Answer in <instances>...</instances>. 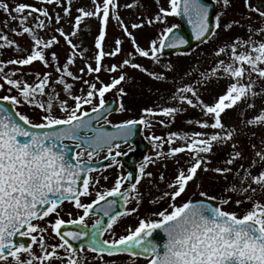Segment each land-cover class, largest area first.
Instances as JSON below:
<instances>
[{
    "label": "snow or ice",
    "instance_id": "obj_1",
    "mask_svg": "<svg viewBox=\"0 0 264 264\" xmlns=\"http://www.w3.org/2000/svg\"><path fill=\"white\" fill-rule=\"evenodd\" d=\"M40 2L61 7L64 4V0ZM92 3L93 9L86 10L80 7L79 14L74 18L71 17L72 0H67V7H63L65 16L69 18L68 22L73 24V31L66 33L62 27L54 29L60 37H64L70 47V54L65 55L66 62L61 65L58 52L51 51L53 45L59 43L58 36L54 34L51 39L44 40L36 30L47 29L53 20L59 23L64 17L59 13H50L47 7H36L28 3H18L10 7L8 3L0 0V9L9 17V23L17 22L20 26L13 31L20 36L27 34L32 49L25 56L18 55L16 59H9L7 64L20 66L16 68V71H20L23 66L42 62L46 68L51 67L56 73V78L52 72H45L43 76L33 73L36 79L29 83L23 78H12L15 72L11 75L3 73L2 66L5 62L0 60V73H3L0 79L4 81L0 83V89H4L6 84L9 86L7 89L9 93L16 91L15 95L0 96V101L8 102L12 107L26 104L39 109L42 113V122L33 123L27 115L14 114L9 107L0 103V264H87V257L82 255L85 248L96 253L94 259L101 261V264H109L104 260L105 255L124 253L130 254L133 258H143L146 264H264V202L254 199L257 194H264V140L260 141V150L255 151L253 165L244 169L241 164L243 175L239 170L235 172V177L240 181L239 185L234 181L225 190L229 195L220 200L221 205H227L231 202L232 194H239L243 198L235 201L237 205L245 200L252 202V207L244 214L226 210L203 200L193 202L189 199L180 204L176 203L177 198L186 192L189 183L197 178L200 171H214L225 176L233 173L232 167L209 168L207 165L211 163L209 156L213 153L214 146L226 145L238 135L234 128L225 126L222 113L241 104L254 108L250 101L256 97H264V40L253 39L257 33L264 34V26L254 28L248 25L250 33L248 39L237 37L232 43H226L217 49V56L230 52V61L225 63L221 59L210 73H201L202 80H198L197 84L217 76L221 70L230 81L226 92L215 102L205 103L199 98L196 88L190 85L179 88L177 94L172 96V100L179 101L182 105L187 104L200 109L203 118L188 123L197 124L204 131L190 134L170 132L166 137L153 135L151 140L156 148L155 159L151 156L145 157V161L139 165L138 173L133 171H128L126 175L120 173L111 188L93 193V187L100 184L101 178L108 180L107 176L92 175L95 169L89 165L94 155L106 149L105 159L114 162L108 167L123 168V164L116 157L127 153L119 150L121 144L117 141L128 143L135 135L137 125L151 127V121L143 116L139 120L129 119L116 124L115 131L111 132L103 125L93 126V121H99L101 118L108 124L112 123L107 119L106 113L110 114L113 109L107 107L109 102L106 101L105 95L112 89H117L121 96L126 95L124 89L118 87L126 81L123 68L147 71L141 64L133 63L132 53L121 62L104 68L103 61L106 57L122 54L123 41L119 38L114 40L113 49L105 51L110 17L119 23L122 32L132 41L134 53L139 57L151 58L157 64L160 63L165 48L185 45L188 40L180 35H171L177 27L172 25L167 27L158 39L152 40L145 49L138 45L129 27L141 29L145 23L148 25L166 23L169 16H186L198 41L207 40L215 33L211 30L209 7L202 0H168L167 8L160 6L153 17L142 19L130 26L124 24L119 15V0H92ZM222 3L227 7L230 0H222ZM136 6L137 4L133 3L124 5L126 8ZM245 7L249 12L257 13L264 21L262 8L253 6L251 0H245ZM13 12L16 15H13ZM33 13L36 14L35 17H32ZM30 17L35 20V30L28 25ZM85 18L98 19L101 27L94 38L95 52L92 54L91 62L79 68L80 75H75L70 66L76 63L77 58L86 57L82 51H77L79 46L74 43L72 37L80 34ZM247 19H251V16ZM234 24L239 25L240 22L229 21L224 24V30H231ZM214 27L221 28L220 15H216ZM0 40L4 42L0 44V48L15 46L18 53L25 51L15 41L9 40L7 35H0ZM240 48L244 50L238 51ZM46 50H49L47 55ZM165 67L171 70L172 65L168 64ZM102 71L113 74L120 71L121 74L118 77L113 75L110 83H104L99 75ZM149 74L155 79H166L159 73ZM85 75H94L95 82L84 79ZM66 78L81 82L87 87V91L81 89V94L74 95V84L68 83ZM61 93H64L66 98H62ZM189 93L191 96L187 95ZM69 100L74 101V104L70 105ZM86 105L91 106L90 112L85 108ZM118 108L121 111L125 110L122 102ZM57 111L62 115H57ZM182 111L186 109L173 106L143 110L146 116H165L171 121H174L175 115ZM157 122L165 125L163 119ZM244 123L246 126L264 125V109H261L260 114L254 118L244 120ZM208 129L213 131L209 133ZM66 139L71 140L83 151H77L74 158L71 157L73 149L63 143ZM177 141L181 143L177 145ZM165 144L169 146L167 151L163 150ZM252 148L255 149L256 145H252ZM131 150L129 148V151ZM178 154H186L189 159L188 166L179 167L174 180L168 184L170 191L163 193V197L172 201L171 211L164 209L154 213L157 219H141L134 230L129 228L128 234L121 235L118 239L101 240L100 237L105 232L114 233V225L120 217L139 210L143 194L138 185L142 179L153 177V173L147 171L146 166L154 165L157 160L166 161L168 158H172L179 165L180 161L175 159ZM85 155L87 159H84ZM242 158V151L233 143L232 153L225 163L233 165L234 161ZM257 163L260 164L261 170L253 174L251 168ZM160 179H164L163 173L160 174ZM125 183L128 184L127 188L124 187ZM93 195L95 199L91 202H83L82 198ZM110 197L120 198L125 206L134 201L136 207L123 212L116 211L119 201L109 199ZM212 199L215 200L216 197ZM65 201L72 203L76 210H82L83 214L76 219L67 221L63 219L61 213L64 209L61 206ZM102 201L105 202L104 205H101ZM94 211L102 212L103 216L109 217L107 225L105 226L101 218L95 221L90 230H86L85 218ZM53 215L56 217L54 220L45 221V218ZM67 215L71 216V211L67 212ZM41 221H45V226H41ZM66 224L83 227L80 230L64 231L63 226ZM156 230H162L166 234V240L162 244L154 237ZM18 236L28 237L30 242L17 240ZM49 237L58 242L49 245L47 243ZM85 237L89 239L87 245L80 244L76 247L70 242L81 241ZM34 246L38 247L39 254Z\"/></svg>",
    "mask_w": 264,
    "mask_h": 264
},
{
    "label": "rangeland",
    "instance_id": "obj_2",
    "mask_svg": "<svg viewBox=\"0 0 264 264\" xmlns=\"http://www.w3.org/2000/svg\"><path fill=\"white\" fill-rule=\"evenodd\" d=\"M22 1L27 0H3V2L8 3L11 7L12 5H16L18 3H22ZM40 2V0H37ZM217 3V14L221 16V30L222 32L219 33V31L215 28L214 33L216 30L219 33L217 35L218 37H222L223 33L227 34L229 31H232L234 34L237 33L235 31V24L231 28V30L225 31L224 30V24L229 21H239L240 26L243 24V27L246 22L248 21H256L261 22V26H264V21L261 20V17L255 12H249L248 9L245 7V0H233V2H230V4L225 7V5L222 3V0L218 2V0H213ZM133 3L137 4L136 7L133 8H126L124 7L125 4ZM251 3L255 7H260L262 10H264V0H251ZM43 4V3H42ZM120 8H119V15L122 18V21L124 24L131 25L132 23H138L142 19L147 20L148 18L153 17L157 12L159 11V7L163 6L165 8L168 7V0H119ZM44 7H47L49 9L50 13H59L60 16L64 17L59 23H56L55 20H53L47 29H40L36 30L38 31L39 36L44 39L48 40L51 39L52 36L55 34L59 38V43L56 45H53L51 51H56L59 54V63L62 65L66 62L65 55L70 54V47L67 45L64 37H60L59 33L54 32L55 28L62 27L66 33H71L73 31V24L69 23V18L65 16V13L63 11V7H67V0H64L63 7L60 5H47L43 4ZM80 7H84L86 10L93 9L94 5L92 3V0H72V8H71V17L74 18L76 15H78V9ZM248 12L252 19H247L248 14L243 17L244 13ZM27 14V13H26ZM13 15H16L13 12ZM36 14L33 13L32 17H35ZM30 17L28 21V25L32 26L35 30V20ZM43 19V17H40ZM237 19V20H236ZM179 20L178 16H169L167 18L166 23H153L152 25H148L145 23L144 27L141 29H132L129 27V30L133 32L134 36L136 37V41L138 45L142 48L147 49L150 45V42L154 39H158L160 32L162 31L161 26L164 27H170L172 25H178ZM101 23L96 18H85V20L82 21V31L80 34L76 37H72L74 43H76L79 47L77 51H82L85 54L86 58H77L76 63L72 66H70V70L73 71L75 75H80L79 68L84 66L86 63L91 62L92 54L95 52V49L93 47L94 38L98 35V32L100 30ZM20 26L17 22H11L9 23V17L7 14L0 9V35H7L9 40H13L16 42V44L22 48L25 49L24 52L18 53L16 50V47H3L0 48V60H3L5 64L3 67V73H7L11 75L13 72H15V75L12 77L14 79L23 78L24 80L28 81L29 83L35 81L36 77L32 75L33 73H38L41 76L45 72H52L53 77L56 78V73L53 68L48 67L46 68L42 62H33L31 66H23L20 71H16V68L20 66H13L8 65L7 61L9 59H16L19 56H25L30 53L31 49V40L30 37L25 34L23 36L15 34L13 30L19 29ZM164 29V28H163ZM238 31H245L241 27L236 28ZM212 37H214L212 39ZM216 38L215 35L211 36L210 39H212L211 43H214V41L218 44L220 43L221 39L227 40L228 42H231L233 39L230 37H222V38ZM116 38H119L123 41L121 48H122V54L116 56V57H106L103 61L104 68H107L111 64L119 63L121 60L128 58V55H124V49L126 47H129L131 51H133V44L132 41L126 36L125 33L122 32L119 23L114 19L110 17L109 26L107 29V35H106V44H105V51H109L115 47L114 40ZM209 39V40H210ZM256 40H264V34H259L257 36ZM3 40H0V44H3ZM210 45V44H209ZM244 50L243 48L239 51ZM49 50H46V55ZM201 45L200 47H197L195 50H193V54L190 55V57L187 59L188 61H194L196 62L197 66L195 68L201 72V63H203L204 56L202 55L203 52H201ZM194 57L192 60L191 57ZM231 57H228L225 61V63H228L230 61ZM186 59L184 57H178V56H164L161 55L160 63L157 64L154 62L151 58H144L139 57L138 55L136 58L132 55V61L133 63H139L142 65L144 69H147V71H141L139 69H134L131 67H125L123 68L122 72L126 75V78H128L129 74L132 72L139 74V77L144 78L145 80L153 81L156 83H160L163 87V90L161 92H154L153 98L155 103L152 106L154 109H159L160 107H165V105H169L170 102L172 104L170 106L173 107H183L186 110H193V109H199V108H193L188 106L187 104L180 105L179 101L172 100V96L177 94V90L179 88H182L184 86H193L196 88L199 98L201 99V90L204 88V85L202 84L201 89V83L197 84L198 80L192 79V71L189 72L191 69H187L184 65H182V61H185ZM207 64L210 63V61H206ZM205 62V63H206ZM171 64L172 68L171 70L166 69V65ZM181 64V65H180ZM218 62L213 65L212 68H215ZM180 65V66H177ZM93 67H95V64H93ZM177 67V68H176ZM185 70V73H184ZM212 71V70H211ZM3 73H0V76L3 75ZM24 73H28L29 75H23ZM149 73H159L166 77L164 80L155 79L152 75ZM121 74L120 71L117 73H109L107 71H102L100 75V80L104 83H110L111 78L113 75L118 77ZM220 75H224L223 71H219L217 73L218 77ZM201 77V76H200ZM213 78V77H212ZM255 78V77H254ZM84 79L92 80L95 82L94 75H85ZM68 83L74 84L73 94L79 95L80 90L84 89L87 91V87L83 85L79 81H73L71 78H66ZM107 80V82H105ZM4 81L0 79V83H3ZM99 87V84L97 85ZM8 85L5 84L4 89H0V96L3 95H15L16 91L13 90L11 93L8 92ZM134 88V86H133ZM59 91V87L57 88ZM165 90H166V97H165ZM157 92V94H156ZM217 97L219 96L218 93H214ZM134 97H136V90L135 94H132ZM188 96H191V94H187ZM62 98H66L64 93H61ZM208 94L205 95V99H207ZM118 98L123 104H124V111L119 110L117 113L110 115L107 119L112 122V124H119L125 120L129 119H135L139 120L144 113H140V110H136L138 108V105L135 104L133 98H130V101L127 103V97L126 95L121 96L117 89H112L110 92L106 93L105 99L108 100L109 98ZM125 97V98H124ZM170 97L171 101H168ZM124 98V99H123ZM167 98V99H165ZM167 101V102H166ZM207 104H211L212 101L210 98L206 101ZM257 103L260 105L258 106ZM257 103L254 102V108H252L257 115L260 114L261 109H264V99H257ZM69 104H74V101L69 100ZM180 105V106H179ZM144 106V105H143ZM142 106V107H143ZM140 107V106H139ZM145 107V106H144ZM17 110L22 115H27L29 119L33 123H40L42 122V113L39 109L33 108L26 104H21L16 107ZM85 108L87 110H90L91 106L86 105ZM257 109V112H256ZM189 111L185 112L187 115H182V118L177 122L171 121L170 119H164L162 116H156V117H150L151 121V127L145 128L144 127V133L147 135V137L151 140V137L153 135L166 137L168 133L170 132H178V133H192L196 131H202L199 125L197 124H189L188 121H196L199 120L198 117L192 116L189 114ZM57 115H62L57 111ZM145 115V114H144ZM250 115H247V113L244 116H241V120L237 119L235 116L229 117L227 120V126L228 128H234L236 132L238 133L237 136H235L234 140L226 145H221V149L224 150L223 158L221 161V164L218 163V154L215 151V148H213V153L209 156V159L211 160V163L207 165L209 168H215L217 166L219 167H232V165H226V160L229 158L230 154L232 153V144L235 143L239 150L243 153L242 159H237L234 161L233 164H237L238 161L243 163L244 169L250 168V166L253 165V161L255 159V151L260 150V141L264 140V125H247L244 126V128L241 126L240 121H243L248 119ZM255 116H253L254 118ZM163 119L165 121V125H161L158 123V120ZM184 124V126H182ZM152 141V140H151ZM153 143V142H152ZM181 142L177 141V145H179ZM252 145H256V148L253 149ZM131 146L130 144H124L121 145L120 151L122 153H125L127 149H129ZM168 145L165 144L163 147L164 151L168 150ZM115 151V150H114ZM107 156V151L99 152L98 154L94 155L92 160H103ZM150 156L154 159L156 158V148L153 144V149L150 153ZM84 159H87V156L85 155ZM180 161V164L177 165L172 158H168L166 161H160L157 160L154 165H147L146 170L153 173V177L151 179L144 178L141 180V183L138 185L140 192L143 194V200L139 205V210L135 213H132L131 215H125L119 218L116 225H114V233L112 232H106L107 239L112 238H119V236L124 235L128 233V229H135L139 225V221L141 219H157L154 213H157L159 211H162L164 209H168L171 211L170 204L172 201L170 198L163 197V193L165 191H170L168 188V184L171 183L175 176L177 175V171L179 167H187V161L189 157L186 154H178L175 158ZM167 165L166 167L164 165ZM253 174H257L260 169V164L257 163L255 167L251 168ZM123 173L126 174L127 171L124 168H118V167H112L108 170H100L97 173L93 174V176L103 177L107 176L108 180L105 181L101 178V182L99 185L94 186L92 191L95 193L97 190H106L111 188L114 185L115 179L118 174ZM164 174V179H160V174ZM241 174V172H240ZM242 175V174H241ZM235 181L237 185H239L240 181L238 178L235 177V174H227L220 175L215 173L214 171H208L203 172L200 171L197 178L191 181L186 189V192L182 194L181 197L177 198L176 203L180 204L183 203L191 194L194 193H207L213 197H216L217 199L221 200V198L226 197L229 195L227 191H225L227 188L230 187V185ZM255 187V185H253ZM126 188V186L124 185ZM256 197V198H255ZM254 197L255 200H260L261 202H264V194H257ZM95 199V195L92 197ZM239 194H232L231 195V202L227 205H221L224 209L229 211H235L238 214H244L247 210H249L252 207V202H249L245 200L242 204L237 205L235 201L237 199H242ZM152 201H155L154 203ZM133 207H136V203L133 201L126 205V209H131ZM64 212L61 213V216L63 219H72L77 217V214L74 210H71L68 208V206L63 207ZM71 211L72 215H67V212ZM150 211V212H149ZM56 217L55 215L45 218V221L51 219L54 220ZM97 219L93 216L87 218L86 223H94ZM45 221H41V226H45ZM51 229L49 228V232ZM58 241L54 238H47V243L49 245L57 243ZM34 249L39 254V249L37 246H34ZM63 254V253H62ZM83 256L87 257V264H101V261L98 259H94V257L97 256L96 253L91 252L89 249L85 248V251L82 253ZM104 260L108 261L109 264H146V261L143 258H133L130 254L124 253V254H116V255H105Z\"/></svg>",
    "mask_w": 264,
    "mask_h": 264
},
{
    "label": "water",
    "instance_id": "obj_3",
    "mask_svg": "<svg viewBox=\"0 0 264 264\" xmlns=\"http://www.w3.org/2000/svg\"><path fill=\"white\" fill-rule=\"evenodd\" d=\"M231 1L232 0H230V2ZM202 2L206 5H208V7H209V10H210L209 19H210V24L212 25L211 30L213 31L215 14L217 11L216 10V3L209 1V0H202ZM179 17H180L181 27L175 28L174 33L171 35L183 36L185 39L188 40V43L185 45H179L177 47L165 48L164 52H163L165 55H169V54H173V53H188V52L192 51L197 45H199L205 41L203 39L198 41L195 38V34L192 30V25L188 22V19L186 16H179ZM0 103H3L6 107H9L10 111H12L14 114L17 113L14 110V108L9 105V103L3 102V101H0ZM118 105H119L118 100H110L107 107L113 109V111H111V113H112V112H115L119 109ZM90 115H91V113H90ZM106 115L108 116L109 114L106 113ZM16 119L19 120V117L16 116ZM102 120H103V118H101L99 121L94 120L93 126L95 127L96 124ZM21 123H23V122L21 121ZM26 126L30 127V125H26ZM103 127L109 132L115 131V128L110 124H105V125H103ZM34 130L42 131L40 129H34ZM66 140H69V139H66ZM129 141L133 145H135L136 151H130L124 158H122V162L128 168L129 171H133L134 173H138V163L141 162L142 160H144L145 157H147L149 147H150V145L145 141V138L142 135V125L136 126L135 135L132 136ZM119 142L121 143V141H119ZM69 148L73 149V152L70 153V156L74 158L75 151L78 148L76 147V145L70 146ZM89 166L95 170H97L100 167V165L97 163L92 164V165L90 164ZM135 178L136 177L134 176V179ZM111 198L112 197H110L109 199H111ZM114 199H117L119 201V205L116 207L115 210L123 212V203H121L120 198L115 197ZM190 199L193 202H198V201L203 200V201H206L208 203H212L214 205L220 206V202L213 200L211 198L204 197L202 195H194ZM104 204H105V202L102 201L101 205H104ZM96 213H100L103 216L102 212H96ZM102 218H103L105 226H106L107 222L109 220V217L103 216ZM69 227L73 228L74 230H80L82 228V227H79L77 225L76 226H69ZM154 237H155L156 241L158 243H161V244L166 240V234L163 233L162 230H156V232L154 233ZM16 239L17 240L23 239L26 243L30 242V238H28V237L21 238L18 236V237H16ZM70 242L73 243L74 246L79 247V245L81 243L82 244L89 243V239L87 237H85L81 241H71L70 240Z\"/></svg>",
    "mask_w": 264,
    "mask_h": 264
},
{
    "label": "trees",
    "instance_id": "obj_4",
    "mask_svg": "<svg viewBox=\"0 0 264 264\" xmlns=\"http://www.w3.org/2000/svg\"><path fill=\"white\" fill-rule=\"evenodd\" d=\"M232 43V42H230ZM228 43V44H230ZM226 44V43H225ZM224 44V45H225ZM224 45H218L214 48V44L211 43L210 45H207L206 46V49L209 48L206 52H205V55L204 57H206L207 55V58H206V61H210V65L207 64H204L203 63V66L206 65V66H209L211 68H203V66L201 65V73H204V74H207L209 73L210 70H212V66L211 65H215V63L221 59L223 60H226V58L228 56H231L230 52H225V53H221L219 54V56L216 55V51L219 47L221 46H224ZM205 51V50H204ZM183 63H186V64H191V62H188V60H185L183 61ZM193 63V62H192ZM194 74V77L195 78H198V76ZM212 79H214V81H211ZM137 80V77L134 76V81L135 82ZM202 80V78H201ZM229 79L227 77H225L224 75L223 76H219V77H215V78H210L208 79L207 81H202L203 85H204V88L203 90L207 91L209 94H213V93H219V92H223L226 90L227 88V85L229 84ZM257 91H259V88H257ZM154 92L155 91H144V90H140L138 92H136V97H134L132 95V93L130 94L128 91H127V101H130V98H133V100L135 101H138V104H143V105H148V104H151L154 102V98H153V95H154ZM250 103H252V100L250 101ZM252 108H249L247 107V105H238L236 107V109H233V110H230L228 109L225 113V116H224V119H222L223 123L225 124V126H227V119L229 117H233L235 116L237 119L241 120V116H244L246 113L247 115H250L251 113V110ZM195 115H201V119L203 118V114L199 111H194L193 112ZM165 117V116H164ZM250 119V118H248ZM178 120V119H177ZM240 124L241 126L244 128L245 123L243 121H240ZM251 126V125H249ZM243 165L242 162L238 161L237 164H234L236 166V169L234 167V170H233V173L235 174V172L237 170H239L241 172V174L243 175V169L240 168V165ZM244 168V166H243Z\"/></svg>",
    "mask_w": 264,
    "mask_h": 264
},
{
    "label": "flooded vegetation",
    "instance_id": "obj_5",
    "mask_svg": "<svg viewBox=\"0 0 264 264\" xmlns=\"http://www.w3.org/2000/svg\"><path fill=\"white\" fill-rule=\"evenodd\" d=\"M82 200H85V198H83Z\"/></svg>",
    "mask_w": 264,
    "mask_h": 264
}]
</instances>
